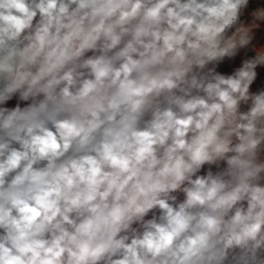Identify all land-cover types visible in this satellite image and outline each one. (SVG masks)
Wrapping results in <instances>:
<instances>
[{
	"label": "clouds",
	"instance_id": "9594fccd",
	"mask_svg": "<svg viewBox=\"0 0 264 264\" xmlns=\"http://www.w3.org/2000/svg\"><path fill=\"white\" fill-rule=\"evenodd\" d=\"M0 264H264V0H0Z\"/></svg>",
	"mask_w": 264,
	"mask_h": 264
}]
</instances>
